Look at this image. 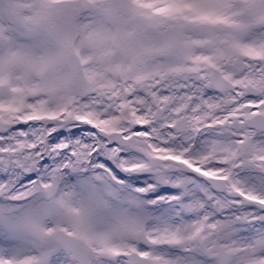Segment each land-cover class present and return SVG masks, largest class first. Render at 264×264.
Returning a JSON list of instances; mask_svg holds the SVG:
<instances>
[{
	"label": "snow or ice",
	"instance_id": "obj_1",
	"mask_svg": "<svg viewBox=\"0 0 264 264\" xmlns=\"http://www.w3.org/2000/svg\"><path fill=\"white\" fill-rule=\"evenodd\" d=\"M0 264H264V0H0Z\"/></svg>",
	"mask_w": 264,
	"mask_h": 264
}]
</instances>
